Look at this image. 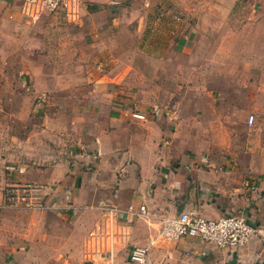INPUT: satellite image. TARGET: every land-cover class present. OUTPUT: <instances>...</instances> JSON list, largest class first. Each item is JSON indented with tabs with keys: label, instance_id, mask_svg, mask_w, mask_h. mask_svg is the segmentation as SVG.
<instances>
[{
	"label": "crops",
	"instance_id": "crops-1",
	"mask_svg": "<svg viewBox=\"0 0 264 264\" xmlns=\"http://www.w3.org/2000/svg\"><path fill=\"white\" fill-rule=\"evenodd\" d=\"M78 1L68 22L0 0L17 57L0 69V264H139L133 247L148 249L142 264H264V149L225 158L220 137L209 143L211 97L197 100L189 64L203 20H216L203 11L224 21L238 0ZM22 184L41 186L48 207H7L2 191ZM182 212L243 216L258 237L236 251L161 239L160 218Z\"/></svg>",
	"mask_w": 264,
	"mask_h": 264
},
{
	"label": "rangeland",
	"instance_id": "rangeland-1",
	"mask_svg": "<svg viewBox=\"0 0 264 264\" xmlns=\"http://www.w3.org/2000/svg\"><path fill=\"white\" fill-rule=\"evenodd\" d=\"M224 15L223 21L217 19L221 16L220 12L203 11L204 18L216 20L209 23L202 19L199 41L192 46L189 64L194 70V80L204 84L203 89H193L197 100L204 96L211 97L207 108L212 117V143L211 140L209 143L218 146L217 138L220 137L226 158L239 152L245 156L250 148L254 149L255 144H261L260 147L264 149V0H257L255 4L253 0H238L231 12ZM45 17L52 21L56 15ZM54 21L62 22L60 19ZM0 34L1 69L4 64L8 67L17 57L13 56L16 47ZM22 44L24 47L25 42ZM36 51L39 53L38 49ZM19 74L17 67L9 69L8 80L16 81ZM52 76L57 79L60 73H53ZM63 77H67V82L77 78L73 73H66ZM40 102L44 109L51 112L56 107ZM249 116H254L255 121L252 125H245ZM194 125L202 128L203 123L196 121ZM202 144L207 143L204 140ZM8 188L2 191L3 196Z\"/></svg>",
	"mask_w": 264,
	"mask_h": 264
},
{
	"label": "built area",
	"instance_id": "built-area-1",
	"mask_svg": "<svg viewBox=\"0 0 264 264\" xmlns=\"http://www.w3.org/2000/svg\"><path fill=\"white\" fill-rule=\"evenodd\" d=\"M14 1V0H13ZM79 9L78 0H22L21 13L29 20H39L45 14H61L68 22H73ZM133 117L143 119L140 114ZM254 117L249 116L248 124L252 125ZM5 205L9 208L43 210L48 207L47 193L41 186L23 184L10 186L4 192ZM101 208L109 218L115 210L101 204ZM144 214V207L140 209ZM159 237L167 241H175L182 237L199 238L205 243L214 244L217 248L236 251L247 242L258 237L254 226L243 216L226 215L216 220H209L194 213L182 212L175 217L160 218ZM94 237L93 234L89 235ZM109 258L112 250L109 249ZM132 263H145L148 259V249L133 247L130 251Z\"/></svg>",
	"mask_w": 264,
	"mask_h": 264
}]
</instances>
